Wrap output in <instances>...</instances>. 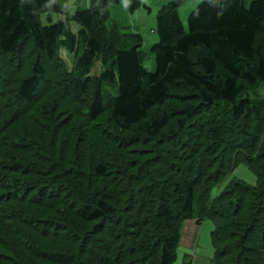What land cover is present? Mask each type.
<instances>
[{"label":"trees","instance_id":"1","mask_svg":"<svg viewBox=\"0 0 264 264\" xmlns=\"http://www.w3.org/2000/svg\"><path fill=\"white\" fill-rule=\"evenodd\" d=\"M185 1L148 71L118 0L54 22L59 0H0V264H174L186 219L212 222L208 264H264V0H199L184 28Z\"/></svg>","mask_w":264,"mask_h":264},{"label":"rangeland","instance_id":"2","mask_svg":"<svg viewBox=\"0 0 264 264\" xmlns=\"http://www.w3.org/2000/svg\"><path fill=\"white\" fill-rule=\"evenodd\" d=\"M130 1L131 0H118V3L110 4L108 6L109 18L105 24L108 26H113L117 28L118 31L123 33H139L142 37V45L140 47L139 53L141 63L145 69L152 71L154 68V63L150 46L157 40V35L155 31H153L155 26V14L157 9L167 0H141V4L132 10L129 9ZM198 1L199 0H186L183 5L177 8L178 16L184 28H186V16L188 12L193 6L197 4ZM59 5L61 11L52 12L49 19L50 22H54L57 19H62L65 15L70 14L76 8H84L87 5V0H59ZM39 20L41 24L49 23V21L46 20L44 14H40ZM77 27L78 26L75 23H72L70 29L74 32ZM58 55L63 59L67 67L71 65L73 61V54H70L64 49L60 48L58 50ZM100 71L101 66L99 62H96L91 67L89 75H97ZM230 177L238 178L245 183L255 182L254 174L243 164H237L225 179L227 180ZM221 187L222 183L212 188L211 194L213 195ZM210 229H212V222L210 219H204L195 227V232L200 233L199 236L196 237V247L193 251L194 254L204 258L206 261H209L212 255V247L209 240ZM181 252V249L177 251L174 264L181 263Z\"/></svg>","mask_w":264,"mask_h":264},{"label":"crops","instance_id":"3","mask_svg":"<svg viewBox=\"0 0 264 264\" xmlns=\"http://www.w3.org/2000/svg\"><path fill=\"white\" fill-rule=\"evenodd\" d=\"M196 226L197 224L192 219H186L185 221L182 222V226L180 230V239L177 248L181 249L182 251L181 256L182 255L188 256L190 264H208V261L204 260V258H201L200 256H197L196 254H194L193 251L196 247V237H198L200 233V232H195ZM179 249H176V252Z\"/></svg>","mask_w":264,"mask_h":264}]
</instances>
